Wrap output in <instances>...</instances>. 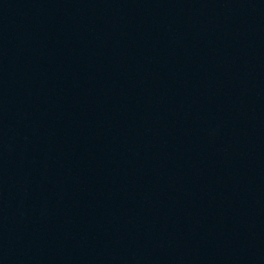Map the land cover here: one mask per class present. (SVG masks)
Returning a JSON list of instances; mask_svg holds the SVG:
<instances>
[{"label": "water", "instance_id": "95a60500", "mask_svg": "<svg viewBox=\"0 0 264 264\" xmlns=\"http://www.w3.org/2000/svg\"><path fill=\"white\" fill-rule=\"evenodd\" d=\"M0 264H264V0H0Z\"/></svg>", "mask_w": 264, "mask_h": 264}]
</instances>
